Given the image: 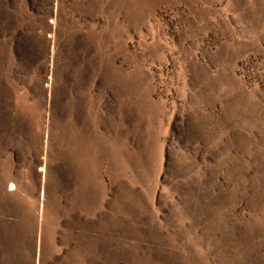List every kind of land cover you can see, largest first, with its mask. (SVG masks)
Returning a JSON list of instances; mask_svg holds the SVG:
<instances>
[{"label": "rangeland", "instance_id": "374dc122", "mask_svg": "<svg viewBox=\"0 0 264 264\" xmlns=\"http://www.w3.org/2000/svg\"><path fill=\"white\" fill-rule=\"evenodd\" d=\"M0 264H264V0H0Z\"/></svg>", "mask_w": 264, "mask_h": 264}]
</instances>
